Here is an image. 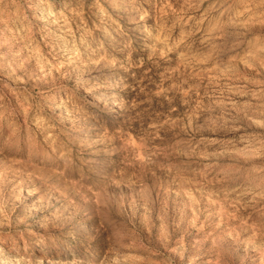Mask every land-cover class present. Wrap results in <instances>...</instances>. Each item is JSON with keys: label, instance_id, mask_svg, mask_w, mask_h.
<instances>
[{"label": "rangeland", "instance_id": "374dc122", "mask_svg": "<svg viewBox=\"0 0 264 264\" xmlns=\"http://www.w3.org/2000/svg\"><path fill=\"white\" fill-rule=\"evenodd\" d=\"M0 264H264V0H0Z\"/></svg>", "mask_w": 264, "mask_h": 264}]
</instances>
